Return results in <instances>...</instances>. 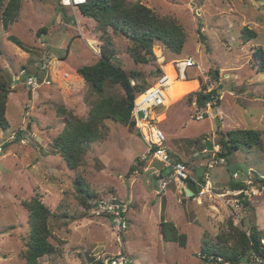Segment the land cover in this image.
Returning <instances> with one entry per match:
<instances>
[{
	"label": "rangeland",
	"instance_id": "374dc122",
	"mask_svg": "<svg viewBox=\"0 0 264 264\" xmlns=\"http://www.w3.org/2000/svg\"><path fill=\"white\" fill-rule=\"evenodd\" d=\"M140 1L159 16L176 20L185 35L183 50L177 54L155 42L152 53L164 47V61L154 56L148 63H136L129 53L132 42L108 29L113 62L126 71L140 72L133 80L139 86L152 85L162 72L160 65L166 69L174 59L196 62L197 68L186 71L196 85L183 79L187 85L181 97L161 108L158 120H165L158 126L165 133L168 151L187 164L190 175L199 165L207 169L208 188L189 197L173 183L156 194L154 172L163 164L151 157L135 127L112 119L105 121L106 138L89 144L85 162L77 169L68 166L52 148L64 127L56 107L87 115L88 99L97 94L76 69L99 59L101 54L91 46L101 49L106 34L80 14L79 6L61 5L59 0H21L19 19L8 28L0 11V78L10 87L9 127L0 130V264H28L22 255L28 231L22 201L34 195L53 213L49 223L54 252L33 264H91L121 254L128 259L126 264H210L200 255L205 241L218 244V235H227L232 227L247 235L250 227L264 233V72L255 69L253 57L255 46L264 49V0ZM244 26L256 33L247 41L241 38ZM41 28L46 30L38 34ZM216 70L217 78L212 75ZM33 74L48 84L34 88L27 83ZM202 85L216 89L220 103L211 101L208 117L195 120L191 115L196 105L188 94ZM108 94L121 98L124 91L108 85L102 95ZM249 128L261 131L262 148L243 147L227 160L218 158L213 167L207 166L209 152L219 146L222 133ZM203 136L212 150L206 148ZM131 166L134 170L128 174ZM77 175L97 198L115 195L128 204L126 229H118L93 205H81L74 183ZM236 181L246 188L233 193L240 189L231 187ZM163 218L186 234L185 247L162 239ZM252 259L247 254L240 264L264 261Z\"/></svg>",
	"mask_w": 264,
	"mask_h": 264
},
{
	"label": "trees",
	"instance_id": "16d2710c",
	"mask_svg": "<svg viewBox=\"0 0 264 264\" xmlns=\"http://www.w3.org/2000/svg\"><path fill=\"white\" fill-rule=\"evenodd\" d=\"M20 8L21 0H0L1 20L5 28L19 19ZM78 8L80 14L96 22L97 29L105 33L106 38L104 37L105 43L101 46L99 59L93 64L83 65L76 69L77 74L90 86L91 91L97 94L95 98L88 99L87 115L80 117L63 106L56 107L57 114L64 118V127L54 138L52 148L66 160L72 169H77L85 162L84 155L90 143L106 138L105 121L107 119L135 127L131 117L134 99L151 86L132 84L131 80H136L140 72L126 71L113 62V53L109 48L111 41L107 35L108 29L114 33L120 32L132 42L129 53L136 63H148L154 58L152 46L155 42H159L168 50L179 54L186 41L182 27L175 19L159 16L140 0H86ZM45 30V28H41L37 33L40 34ZM255 35L253 29L247 26L242 27L241 38L243 41H247ZM15 43L23 47L21 42L15 41ZM253 57L255 69L264 72V49L261 46L254 47ZM216 74L217 70L212 73L215 78H217ZM108 85L121 87L124 96L118 98L112 94L102 95ZM202 86V89L188 94L192 95L189 98L194 99L193 103H195L196 109L205 107L206 103L211 101H215L216 105L219 104L217 90H207L206 85ZM9 92L8 82L0 78V130L9 127L6 118ZM205 139L207 137L203 136V140ZM217 144L220 147L217 157L225 161L243 147L262 148L263 138L258 129H232L222 133ZM133 170L134 168L131 166L128 174ZM199 178L203 181L201 177ZM74 183L79 202L83 207L90 208L93 205L90 203L91 200L98 199L97 194L88 187L81 176L77 175ZM231 187L244 189L246 185L242 181H236L231 183ZM242 202L246 206L250 205V202L246 200ZM22 205L28 215V231L22 255L28 264H33L38 258L54 252V246L50 242L52 233L49 223L53 213L38 195L22 201ZM159 224L162 239L174 242L180 247L186 246V234L178 232L174 223L165 221L163 218ZM232 228L233 231L227 235H218V244L211 245L204 242L200 253L202 259L214 264H240L242 258L247 254L251 255L252 260L264 259V246L261 242L264 239V233L257 230L256 227H250L249 235L238 228ZM230 238H232V242L229 243ZM101 263V260L91 262V264Z\"/></svg>",
	"mask_w": 264,
	"mask_h": 264
},
{
	"label": "built area",
	"instance_id": "2783aa9c",
	"mask_svg": "<svg viewBox=\"0 0 264 264\" xmlns=\"http://www.w3.org/2000/svg\"><path fill=\"white\" fill-rule=\"evenodd\" d=\"M61 5L70 6L72 8L78 7L85 3L86 0H59ZM96 45V44H95ZM94 52L101 54V49L95 46H91ZM164 47L160 46L158 48L159 53H154L156 58L160 61H164L163 54ZM171 68L173 72V80L185 79L187 78V69L197 68L196 62L190 58H177L171 61ZM161 74L156 78L155 82L148 87L145 91L140 93L133 102V107L131 110V117L134 120L135 129L142 139L144 144L148 148V152L151 154L153 159L158 160L163 164V167L154 172V183L156 184L155 192L156 194L163 193L167 190L169 185L175 183L178 187L180 185L179 192L181 193L182 187L185 185L187 179H192L196 184H200L202 189L198 194H201L208 187L210 182V177L207 169H203L202 180L196 175H190L187 172V164L180 160H173L170 152L166 147V136L162 129L158 126L159 120L158 115L162 112L161 108H166V102L168 97V89L170 87L169 73L163 67ZM40 79V78H39ZM28 84L37 87L39 84L47 83L48 80H43L40 82L37 75L33 74L28 76ZM134 84V81L131 80ZM210 102L206 103L203 108H198L195 113L191 115L195 120H202L207 117L210 109ZM219 151V146L215 147V150L211 151L210 158L207 162V166L213 167L218 162L217 153ZM234 178L238 177V173L233 174ZM239 190V191H238ZM244 189H236L234 192H240ZM237 201V200H236ZM93 208L98 214H104L107 217H113V222L117 224L118 229H126V213L128 210V204H126L121 198L111 195L108 198H98L93 202ZM264 242V240H263ZM128 259L123 255L108 257L102 260L101 264H126ZM213 264V263H210ZM264 264V261L262 262Z\"/></svg>",
	"mask_w": 264,
	"mask_h": 264
},
{
	"label": "bare ground",
	"instance_id": "6f19581e",
	"mask_svg": "<svg viewBox=\"0 0 264 264\" xmlns=\"http://www.w3.org/2000/svg\"><path fill=\"white\" fill-rule=\"evenodd\" d=\"M157 53H159V50ZM166 70L169 73V77L171 78V80H170L171 84H170V87L168 89V97H167V102H166L167 105H169L181 97V95H182L181 91H183V89H185L184 87L187 85V83L185 81L186 79L185 80H183V79L173 80L174 77H173V72H172V68H171L170 64H168V66L166 67ZM190 83L192 85H196L197 82L194 80H190ZM188 88L189 87L187 86V89ZM169 95H170V97H169Z\"/></svg>",
	"mask_w": 264,
	"mask_h": 264
},
{
	"label": "water",
	"instance_id": "95a60500",
	"mask_svg": "<svg viewBox=\"0 0 264 264\" xmlns=\"http://www.w3.org/2000/svg\"><path fill=\"white\" fill-rule=\"evenodd\" d=\"M205 145L208 150H212L211 142L206 139ZM203 172V168H197L195 171L196 176L201 177ZM202 189L200 184H196L192 179H187L185 185L181 189V194L183 196H192L197 194ZM110 220L113 221V217H110ZM253 264V263H252ZM257 264H260L259 262Z\"/></svg>",
	"mask_w": 264,
	"mask_h": 264
},
{
	"label": "crops",
	"instance_id": "0c3cea01",
	"mask_svg": "<svg viewBox=\"0 0 264 264\" xmlns=\"http://www.w3.org/2000/svg\"><path fill=\"white\" fill-rule=\"evenodd\" d=\"M190 80H194V81H196L195 79H190ZM196 82H197V81H196ZM166 108H167V107H166ZM163 114H165V112H163ZM209 114H210V113H209ZM167 117H168V116H167ZM164 120H165V119H163V120H161V121L159 120V123L162 122L161 124H163V123H164V122H163ZM206 148H207V147H206ZM206 148H205V149H206ZM203 151H204V150H203ZM171 156H172V155H171ZM172 158H173L174 160H175V159H176V160H179L177 157H174V155L172 156ZM200 167H202V166L199 165L198 168H200ZM202 168H203V167H202ZM195 170H196V169H195ZM153 182H154V180H153ZM177 187H178V186H177ZM178 188H179V189L181 188L180 185H179ZM192 196H193V195H192ZM190 197H191V196H190ZM160 235H161V233H160Z\"/></svg>",
	"mask_w": 264,
	"mask_h": 264
},
{
	"label": "clouds",
	"instance_id": "9594fccd",
	"mask_svg": "<svg viewBox=\"0 0 264 264\" xmlns=\"http://www.w3.org/2000/svg\"><path fill=\"white\" fill-rule=\"evenodd\" d=\"M154 54V53H153ZM155 56V55H154ZM185 79H191V78H185ZM212 107V106H211ZM209 115V114H208ZM208 115H207V117H208ZM204 169V168H203ZM194 175H196V174H194ZM175 184V183H174ZM181 194V193H180ZM198 194V193H197ZM195 195V194H194ZM190 197V196H189Z\"/></svg>",
	"mask_w": 264,
	"mask_h": 264
}]
</instances>
